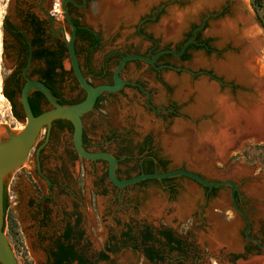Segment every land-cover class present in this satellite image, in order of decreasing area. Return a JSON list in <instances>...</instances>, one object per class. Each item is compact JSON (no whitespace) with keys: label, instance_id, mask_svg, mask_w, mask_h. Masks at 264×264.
Returning <instances> with one entry per match:
<instances>
[{"label":"flooded vegetation","instance_id":"flooded-vegetation-1","mask_svg":"<svg viewBox=\"0 0 264 264\" xmlns=\"http://www.w3.org/2000/svg\"><path fill=\"white\" fill-rule=\"evenodd\" d=\"M141 1L126 0L133 7L139 6ZM96 2L97 0H63V13L56 17L51 13L52 0H9V7L15 10L16 17L24 23L25 33L22 34L18 49L19 76L17 78L16 75H11L7 79L5 92L17 118L24 123L21 92L28 79L46 84L59 105L77 104L86 98L87 91L81 86L75 73L68 46L74 31V52L86 80L93 86L114 84L115 68L123 56L141 54L152 59L159 51L172 49L160 47L156 39L145 33L144 26L156 30L161 27L162 30L168 29L170 21L162 22V16L170 15L174 8L180 12L191 13L189 8L192 5L190 0H158L156 5L145 12L144 6L135 9L139 13L143 11L138 21H134L132 16L122 18L116 15L113 23L108 25L111 33L106 41V34L87 23L90 10ZM234 5V2L228 4L220 15L208 17L205 21L204 18L209 13L205 8L191 16L198 17L200 21L191 23L190 31L184 35L182 46L173 48L179 52L186 41L194 38L181 55L161 53L153 63L144 59L127 61L120 77L130 83L114 92H102L92 110L81 116V146L87 151L111 154L116 160L114 175L118 179L165 170L169 162L156 151L161 145L163 151L168 148L171 140L169 132H176L174 126L183 124L194 131L209 119L207 114L197 118L189 113L194 95L180 96V84L171 82L169 77L178 81L185 77L192 84L202 79L212 83L219 81L221 92L233 97L242 93H254L253 88L237 83L236 77L227 78L223 82L211 67H188L189 61L195 56L190 52L192 49L197 53L196 58L205 59L212 64V68L215 62L239 53L238 50L230 48L212 49L209 38L202 36L205 29L216 25H211V21L226 18L229 11L233 12ZM124 7L117 8L116 11ZM212 30L208 31L213 34ZM132 33L140 36L133 40L135 46L142 47L138 51L126 47ZM105 42H108L107 48L99 56L97 53ZM123 46L126 48L120 49ZM173 58L176 60L173 61ZM131 62L134 63L131 73L135 77L146 74L150 88L145 87L140 79L130 80L124 77V71ZM112 64L115 65L113 70ZM170 70L176 75L166 74ZM47 72H50L49 77H45L44 73ZM93 79L100 83H94ZM126 86H131L132 90L127 96H121ZM138 91L145 96V100L137 96ZM106 94L112 96L110 100H106L108 104L121 102L122 121L120 124L104 126L102 136L92 139L88 135L87 124L102 119L99 111H104ZM28 98L34 115L55 107L39 88L31 90ZM171 100L176 101L182 111L178 112L174 105L168 103ZM121 129L131 134L132 140L137 141L138 151L143 155L137 160L138 172L134 176L121 174L131 169V163L128 164L129 157H126L129 156V149L121 145L124 140L116 134L104 135L108 131L115 133ZM123 155L126 158L123 159ZM88 174L93 178L91 196H96L98 199L95 201L102 206L101 215L99 211L96 213L97 219L89 210L88 194L80 191L81 186L83 191L86 189ZM172 177L148 178L118 186L110 177L109 160L82 157L75 147L73 122L67 118H58L52 121L51 126L46 124L42 127L24 164L5 179L4 210L6 214L10 207L8 180L10 179V183L13 180L19 183L21 180L25 183L20 194L25 202L22 212L23 222L26 223V226L22 224V228L24 231L31 230L29 237L36 253L34 261L37 264H131L128 262V253L138 255L145 264H206V257L215 259L220 264H239V261H245L250 255H259L260 249H264V242L253 232L255 219H263L264 212L261 209L264 208V201L245 199L240 195V188L245 183L247 185L252 177L245 176L236 181V200L244 214L236 209L230 195L236 213L246 224V230L250 228L249 234L245 231L246 240L238 236L235 245L232 244L234 247L230 248L228 242L231 238L227 232L217 231L218 209L212 207L213 203L228 199L227 192H221L226 189V185L209 187L200 183L204 191L193 195L188 193L191 188L183 185L177 195L168 196L166 192L174 188L168 184L173 180ZM139 185L142 186L136 189ZM231 188H228L229 193ZM139 196L143 199L142 203L137 204L136 199ZM180 206L188 209L184 214H190L187 219L188 226L180 218ZM169 217L173 218V223H177L176 226L173 223L168 225L164 221ZM183 228L185 231H182ZM200 233L202 239L209 236L217 239L218 246L207 248V252L201 251L198 238Z\"/></svg>","mask_w":264,"mask_h":264},{"label":"rangeland","instance_id":"rangeland-1","mask_svg":"<svg viewBox=\"0 0 264 264\" xmlns=\"http://www.w3.org/2000/svg\"><path fill=\"white\" fill-rule=\"evenodd\" d=\"M244 2L247 5V9H249L250 15H253L256 18V21L261 22L256 11L254 10V8L252 6L251 0H244ZM263 2H264V0H263ZM157 3H158V0L152 1L150 3L149 2L147 3V0H142L141 4L139 6L133 7V6H130V4L128 5L126 0H97V2L93 4V7L90 10V16H89V20L87 21V23H88V25H90L94 29L99 30V31L103 32L104 34H106V36H107L106 41H108L109 34L111 33L110 32L111 28L108 29V25L113 21V17L111 16L112 17L111 18L109 15H107V10L110 9L114 12V10H116L117 8H121L122 6H125V7H130L132 9H134V11H135V9L139 8L140 6L142 7L144 5L143 11L145 12V11L149 10L152 6L156 5ZM143 11L135 14V16H133L134 17L133 20L138 21L141 13ZM179 12H180V10H177L176 8H174L171 10L170 15L167 14L166 17L162 16V20H161L162 22L166 23L167 21H170V23H169L170 26L168 27V29H166V30L163 29V31H162V30H156L152 27L144 26L145 33H148L150 36H152L154 39H156L158 41V44L160 47H171L173 49L177 46H182L184 35L186 34L187 31H190L191 23H193V22L197 23L198 21H200V19L198 17H191V16L186 17V23H184V26L182 27L183 29H181L177 32H174L175 29H173V28L175 26V23H177V21H178L176 14ZM229 12H228L229 14H226V15H228V16L232 15L233 12H231V11H229ZM106 17H107V19H106ZM175 18H177V19H175ZM221 21L220 20L211 21L210 24L211 25L212 24L217 25ZM263 21H264V10H263ZM256 26L258 27V30H259V36H261L260 39L257 40V44L259 46L256 45L257 46V50H256L257 52L256 53L257 54L259 53L258 54L259 59H261V61L262 60L264 61V25L262 24L260 26L258 23H256ZM210 27L211 26H209L207 29H205L203 31L202 36L204 38H209L210 45H211L212 49H215V50H218V49L224 50L225 49V50H227L230 48V49L238 50L239 51L238 54L241 53V51H240L241 49H240L239 44L235 43L232 39H229V38L228 39L222 38V40H219L218 39L219 37L217 34H214V33L211 34L209 32L214 28V27L213 28L212 27L210 28ZM212 31L214 32V29ZM24 33H25L24 23H23V21H20L16 17L15 10L9 7V0H0V42H1L0 94L3 95L2 100H0V124L7 125L11 129L16 130V131H20L23 129L24 122L17 118L16 113L14 112V109H13V105H12L10 99L5 94L6 93L5 92V84H6L7 79L11 75H16L17 78L19 76V69L17 66L18 49L21 45L20 41L22 40V34H24ZM129 37H130V42L126 45V47H128L130 50H133V51H138L139 49H142V47H140L138 45L135 46L133 44V40L140 38L139 35L132 33ZM225 40L227 41L226 44H225ZM229 41L231 43H229ZM103 45H104L103 48L100 49V51L97 53L99 56H101L102 53L106 50V48H107L106 46L108 45V42H105V44H103ZM126 47L123 46L120 49H125ZM190 52L192 55H195V56H194V58H192L189 61L188 67H192L194 69L211 67L210 69H212V70L215 69L213 71H215V74L219 75L223 79V82L228 80L227 78H229V79L232 78L231 76L224 74L221 71H218L217 68L215 67V64H214V67L212 68V64L207 62L205 59L203 61V59H200L198 57L196 58L197 53L195 54L194 49H192ZM238 54H234V55H238ZM229 56H231V55H229ZM175 60L176 59L173 58V61H175ZM133 66H134L133 62L129 63L127 69L124 71V77L126 79H130V80L140 79V81L143 83V85L145 87L150 88L151 84L149 83V80L146 79L147 78L146 74H142L139 77H135V75H133L131 73ZM114 68H115V65L112 64V70ZM166 74H175V72L170 70V71H166ZM237 81H238L237 83L242 84L245 87L253 88L254 93H255L256 89H255V86L252 84V82H249L248 80H242L241 81L238 78H237ZM93 82L96 84L100 83L97 79H93ZM218 82L219 81H217V83ZM217 83H214V84L217 86V88L219 87L218 89H220V85H219V83L218 84ZM131 90H132L131 86H126L123 89V91L121 92V96H127L128 92ZM219 91L221 92V90H219ZM221 93H225V92H221ZM254 93L251 95H254ZM240 95H250V94L242 93V94H239V96ZM137 96L140 97L141 99L145 100V96L141 93L139 94V91L137 92ZM111 98H112V96H110L108 94L105 95V99L103 102L104 111H99L101 116H102V119H97L94 122H89L87 124L88 135L92 139H98L99 137L102 136V129L104 126L109 125V124H114V123L120 124V122L122 121V119H121V112H122L121 102H120V104H117V103H109L108 104L106 102V100H110ZM234 98H236V97H234ZM168 103H170L171 105H174L175 109H178L177 110L178 112L182 111L176 101L171 100V101H168ZM171 131L169 132V135L171 137L170 142H175V141L181 139L184 142L190 141L193 144L194 139H191V138L193 137L194 134L189 136V138H186V136H184V135L182 136V134H177L176 132H173V131L171 132ZM115 134L117 137H121L124 140V144H121L122 147H127L129 149V153H128L129 156H126V157H129L128 164H129V162L131 163V165H130L131 169L129 171H123L121 174L123 176H126L127 174L134 176L138 172L137 160L140 159L141 156H143L138 151L137 141L132 140L131 134H129L124 129L118 130L115 133L108 131L104 135L115 136ZM175 134H176V136L174 137ZM186 139H189V140H186ZM105 144L108 145V143H105ZM102 145H104V143ZM168 145H167V147H169ZM161 147H162V145H161ZM161 147H159L156 152L159 155H163L164 157H166L165 159L169 163L164 168L165 170L157 171V172H168V171L175 170V169H187V170H191V171L197 173L198 175L202 176L203 178H205L208 181H219L216 179L219 178V179L224 180V179L229 178V179H233L236 182L245 176L252 177L251 181H248L247 185L245 183L240 188V195H241V197H243L245 199H249V198L255 199V197L247 190V186L249 184L260 183V176H264V140H256V139L246 138L244 142H242L240 145L237 146V148L231 150L227 154L225 160L216 159L209 152L201 153V152H199V151H201L200 148L194 147L195 148V150H194L193 146L188 147L189 148L188 152H187L188 157L186 156V157L182 158L181 160H177L170 153L169 148L165 147L166 149H164V151H163L162 150L163 147L162 148ZM190 150H192V151H190ZM126 157H125V155H123L122 158L124 159ZM208 166L212 167V172L209 171L208 169H206ZM238 167L242 168L243 169L242 171H244L246 173H244L243 175L234 176V174L231 172L234 168H238ZM172 179L173 180L169 181L168 184L170 186H173L174 188H173V190H171V191L169 190L168 192H166L168 196L177 195L180 192V190L183 188V185H186V186L188 185V187H190L191 190L193 191L192 192L190 190L188 192L189 195H193L195 193H202L204 191L203 185H201L199 182H197L196 180H194L188 176L176 175V176H173ZM26 182H27V180H26ZM80 182L82 183L83 179H81ZM7 184L9 186V191L7 193L9 195L10 207H9L7 213L5 214V228H4L5 233H6L8 240H9V242H10V244H11V246L15 252L18 264H37L34 261V258L36 257V253L33 250V247L31 245V238L29 237V236H31V230L28 229V230L24 231V229L22 228V224H23V226L24 225L26 226V223L23 222V212H22L23 211L22 209H23L25 202L22 199V194H20V190H22L25 183L22 182L21 180L19 183L16 182V180H13V182L10 183V179H9ZM33 184L36 185V183H33ZM260 184H262V183H260ZM92 186H93V178L91 177L90 174H88L86 181H85V188L86 189H85V191H83L82 186H81L80 191H81V193L88 194V198L90 201L89 202V210H90V212H92V215L94 214V216L97 219L96 213H97V211H99V214L101 215L102 206H101L100 202L95 201V199H98L96 196H91V195H93L92 191H91ZM141 186L142 185H139V186H136L135 188L137 189V188H140ZM230 186H231L230 184H226V189H224V191L221 190V192H223V193L227 192L228 199H226L225 202H222V203H221V200H222L221 199L219 202L213 203V205H212V207H216L218 209V211L216 212L218 214L217 218L219 221V222H217V227H218L217 231L218 230H219L218 232L223 231L224 233L227 232L228 237L231 238L230 239L231 243L228 242V248H230V246H232V244L235 245L236 237L238 238V236H239V238H240V236H241V237H243V239L246 240V238L244 236L245 231L248 234L250 232V228L248 230H246L245 222L241 220L239 214L236 213L235 208L233 207V205L231 203V198H230V193H229L230 190L228 189ZM43 188L45 189L44 186H43ZM195 190H198V191H195ZM94 193L96 194L97 191H95ZM142 199L143 198L141 196H139L136 199V203L137 204L142 203ZM260 201H261V199H260ZM262 201H264V200L262 199ZM181 211H183V208H181V210H180V214H182V216L180 218L184 219L185 225H186L187 219H188L190 214H186L184 216L183 212L181 213ZM226 212H229V213L227 214ZM251 216H253L252 212H251ZM172 219H173L172 217H169V218L164 219V221L166 223H168V225H169V224L173 223ZM255 220H256L255 221V229H254L253 233L256 234L257 236H259L260 240H262L264 242V228H262V225H264V223L262 224V222H264V216H263V219L259 220V218H256ZM12 223H13L14 229H15L14 233L11 232V230H10ZM176 225H177V223L176 224L173 223V226H176ZM187 226H188V224H187ZM223 227H224V229H223ZM182 231H185V229L183 228ZM248 237L250 238V235ZM198 238H199V241L201 242L199 244L201 251L207 252L206 251L207 248L212 249L213 247H216L219 244V243L215 244L218 241L213 240L214 237H212V236H209L206 239H202L201 233H200L198 235ZM257 241H259V240H257ZM128 256H129V260H130L128 262L129 263L131 262V264H145L143 260L139 259L138 255L128 253ZM205 261H206V264H220L218 261H215V259L210 260V259H208V257H206ZM255 261H259L260 264H264V249L263 248L260 249L259 255H250L245 261H239V264H252Z\"/></svg>","mask_w":264,"mask_h":264},{"label":"bare ground","instance_id":"bare-ground-1","mask_svg":"<svg viewBox=\"0 0 264 264\" xmlns=\"http://www.w3.org/2000/svg\"><path fill=\"white\" fill-rule=\"evenodd\" d=\"M152 1L155 0H147V3ZM235 4L232 15L226 18L223 17L224 19H222V21L220 20L221 22L214 27V33L223 39H232L235 43L242 46L243 50L238 55L233 54L228 56L224 61H217L215 67L218 71L231 77H236L241 81L248 80L252 82L256 91L254 95H240L234 98L226 92L221 93L219 91L220 89H218L219 87L217 88L214 83L206 79L192 84L191 81L185 77L181 81L169 77L170 81L180 84V96L194 95V102L189 109L191 115L197 116V118L205 114L209 116V119L203 122L199 127H196L194 131L189 130L187 126L183 124L174 126L176 133L182 134V136L184 135L186 138L194 134L191 138L194 139L193 144L190 141H186V143L181 139L169 143L168 148L170 150H168L177 160H181L187 156L189 146L200 148L201 151L199 152L201 153L209 152L216 159L225 160L227 154L231 150L237 148L246 138L264 140V61H261L258 57L259 53H256V45H258L257 40L260 39L261 36H259L256 22L248 12L244 0H238ZM204 7L205 6L201 3L196 5V9L191 13H177L176 16L178 21L175 23V26L173 25V29H175L174 32L183 29L182 27L184 23H186V17L197 14L196 12H199ZM138 12L139 10L134 11L132 8L124 7L122 10H114V12L109 9L107 10V15L110 17H116L117 15L118 17L124 16L128 18L130 16H135ZM161 28L159 29L162 30ZM249 41L250 43H248ZM2 98L3 95L0 94V100H2ZM1 132L2 130H0V133ZM206 169L212 172L211 166H208ZM242 170L243 169L239 167L234 168L231 173H233L234 176L243 175L246 172ZM247 190L255 199L259 201L260 199L261 201L262 199L264 200V183L249 184ZM222 202H225V198L221 200V203ZM180 208H182V206H180ZM187 210V207L184 206L181 213L183 212V214H185ZM261 210L264 212V208ZM215 244H217V242ZM252 264H260V262L255 261Z\"/></svg>","mask_w":264,"mask_h":264},{"label":"water","instance_id":"water-1","mask_svg":"<svg viewBox=\"0 0 264 264\" xmlns=\"http://www.w3.org/2000/svg\"><path fill=\"white\" fill-rule=\"evenodd\" d=\"M191 6L190 11L193 12L196 8V5L203 4L205 9L208 10L207 16L204 18V21L208 17H217L224 10L225 6L231 3H236L238 0H190ZM203 8V9H204ZM202 9V10H203ZM249 12V9H247ZM184 13V12H182ZM185 13H188L186 11ZM253 16V15H252ZM253 19L260 26L262 25L260 21H256V18L253 16ZM74 30L76 29L73 25ZM75 31L71 37V41L68 46L71 52L72 63L75 69V73L80 81L81 86L87 91L86 98L80 103L73 105H59L55 102L53 95L50 91V88L43 82L37 80L28 79V82L22 89L21 92V103L25 112V123L24 127L20 131L11 129L9 126L0 124V262L2 264H18L15 252L8 240V237L4 230L5 225V210H4V183L5 179L14 171L19 169L24 162L26 161L30 150L33 148L36 138L44 125L51 126L53 120L58 118H67L70 119L74 124V143L78 153L84 158H106L110 162V177L112 181L118 186H126L139 182L143 179L148 178H167L176 175H185L188 176L197 182L212 187L219 185H231V197L234 202V206L237 210L244 212L238 207L236 200V189L238 188L236 182L233 179H224L219 181H208L197 173L187 170V169H175L168 172H153V173H142L140 175L134 176L128 179H118L114 175V169L116 166L115 158L107 152H91L85 150L81 146V133H82V120L81 116L90 110L95 105L97 97L104 91L114 92L121 89L124 84L130 83L123 80L120 77V72L122 71L124 65L129 60L134 59H144L148 62L153 63L158 55L161 53H172L174 55H181L188 47V45L194 41V38L189 39L183 45L181 51L177 52L173 49H163L156 53L152 59L141 54H128L123 56L114 72V84H101L97 86L91 85L86 78L83 76L80 67L77 62V58L74 52L73 47V38ZM250 43V41L248 42ZM241 52L242 47L240 46ZM34 88H39L45 96L54 104V108L49 109L45 112H42L38 115H34L31 106L29 104V94ZM260 183H264V176H260Z\"/></svg>","mask_w":264,"mask_h":264},{"label":"trees","instance_id":"trees-1","mask_svg":"<svg viewBox=\"0 0 264 264\" xmlns=\"http://www.w3.org/2000/svg\"><path fill=\"white\" fill-rule=\"evenodd\" d=\"M251 2H252V6H253L254 10L256 11L259 19L261 20V23L264 25V21H263L264 2H263V0H251ZM95 42L98 43V40H96ZM120 57H122V56H120ZM44 74H45V77H49L50 72H47ZM6 96H7V94H6ZM99 100H100V98H99ZM5 209H7V203L5 204ZM4 228H5V225H4ZM10 230L13 233L15 232L13 223L11 224ZM0 264H2V263L0 262Z\"/></svg>","mask_w":264,"mask_h":264},{"label":"built area","instance_id":"built-area-1","mask_svg":"<svg viewBox=\"0 0 264 264\" xmlns=\"http://www.w3.org/2000/svg\"><path fill=\"white\" fill-rule=\"evenodd\" d=\"M51 13L58 17L63 13V0H52Z\"/></svg>","mask_w":264,"mask_h":264}]
</instances>
